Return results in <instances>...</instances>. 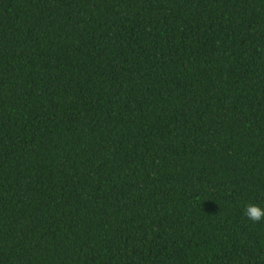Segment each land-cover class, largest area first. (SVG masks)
Returning <instances> with one entry per match:
<instances>
[{
  "label": "trees",
  "instance_id": "obj_1",
  "mask_svg": "<svg viewBox=\"0 0 264 264\" xmlns=\"http://www.w3.org/2000/svg\"><path fill=\"white\" fill-rule=\"evenodd\" d=\"M264 0H0V264H264Z\"/></svg>",
  "mask_w": 264,
  "mask_h": 264
},
{
  "label": "clouds",
  "instance_id": "obj_2",
  "mask_svg": "<svg viewBox=\"0 0 264 264\" xmlns=\"http://www.w3.org/2000/svg\"><path fill=\"white\" fill-rule=\"evenodd\" d=\"M243 215L253 223H257L264 220V208L250 203L245 205Z\"/></svg>",
  "mask_w": 264,
  "mask_h": 264
}]
</instances>
